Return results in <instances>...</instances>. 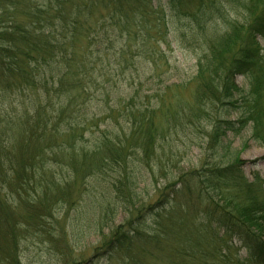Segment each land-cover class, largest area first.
<instances>
[{
    "label": "trees",
    "instance_id": "16d2710c",
    "mask_svg": "<svg viewBox=\"0 0 264 264\" xmlns=\"http://www.w3.org/2000/svg\"><path fill=\"white\" fill-rule=\"evenodd\" d=\"M5 1L0 98L20 109L0 121V264H21V243L52 236L55 213L84 193L101 223L135 212L97 252L114 263L148 264L141 244L161 256L170 241L177 247L160 257L164 264L204 260L191 246L204 232L188 217L195 212L216 226L226 250L233 241L245 250L236 264H264L263 183L243 176L238 153L220 157L230 153L227 134L245 128L264 147V0H198L193 9L187 0ZM96 8L104 13L92 22ZM172 43L201 52L191 79L166 85L161 44L172 53ZM186 89L190 105L176 96ZM194 132L203 140L200 167L179 173L185 155L168 138L184 133L193 143ZM157 179L165 184L153 190L158 201L144 203L142 189Z\"/></svg>",
    "mask_w": 264,
    "mask_h": 264
},
{
    "label": "rangeland",
    "instance_id": "374dc122",
    "mask_svg": "<svg viewBox=\"0 0 264 264\" xmlns=\"http://www.w3.org/2000/svg\"><path fill=\"white\" fill-rule=\"evenodd\" d=\"M160 1H162V4L165 3V0ZM197 1L198 0H187L186 4H190L191 6L189 5V9H193L197 4ZM7 4V1L0 0V9L4 8ZM153 4L155 5L156 1H153ZM230 9L226 17L233 20L236 14ZM103 13L104 12L100 10V8H96L92 17V22ZM165 13L167 14L166 10ZM1 14H3V12ZM15 18L17 20V16ZM0 21L3 22V26H6L5 24L10 20L7 16H0ZM258 41L259 44L262 45V40L258 38ZM84 42L86 41L83 38L79 39L76 43L77 48L82 49L84 47ZM161 48L168 53L167 56H169L170 62V68L167 70L164 66H160L161 71L166 70V73H163L161 78L166 81V85L187 81L195 75L196 60L201 52L198 45H195L193 50H187L180 49L172 43V53L170 50H167L163 44H161ZM142 71L143 73L148 74L150 70L145 68L140 70V72ZM235 82L241 89H247V82L242 76H237ZM176 96L179 98L181 104L190 105L192 102L191 95L187 89L179 92ZM11 99L12 102L8 105V102L10 101L9 99L6 100L5 104L3 99L0 98V121H6L7 117L16 115L11 114L15 111L13 107L20 109V106H17V99L15 101L12 97ZM237 118L238 114L236 113H233L229 117L231 120H236ZM201 132L204 133V135L206 133L204 129ZM189 137L193 139V143L187 141V136L184 133H177L176 136L168 138V140H174V145L178 147L177 153L180 154L181 157L182 155H185L183 158L184 161L182 162L181 160V164L179 165V169H181V172L179 173L187 172L194 167H200V165L197 164V159L200 158V151L197 149V146L198 144L203 143V140L200 136L198 137V134L195 132ZM183 142L186 143V147H182ZM225 143L230 144V153L228 150L227 152L222 153L220 155L221 159L226 158L225 156L227 154L238 153L239 159L243 162L241 168L243 176H245L249 182L253 181L255 176H258L263 183L264 189V147H260L250 140L249 129L245 128L238 135L228 133ZM189 144H195L196 146L191 147V145L188 148L187 146ZM170 179L172 180L171 177ZM158 180L159 179H157L159 185L157 187H154V184H152L153 182H151L149 186L144 188L145 190L142 189L140 199H144V203L149 201L151 203H156L158 201L157 198L160 193L158 194L153 190L165 186L163 180ZM94 187V182L89 180L87 183V192L94 193ZM141 187L143 188V186ZM78 190L79 184L73 187L74 192H77ZM82 190H86L85 186H82ZM75 202V205L65 206L61 211L55 213V221L53 223L54 228L51 232L52 236H48L46 233L39 234L36 237H28L26 241L21 243L19 250L20 253L19 255L17 254L21 264H119L118 261H116V263L109 261L106 255H100L102 252H97L99 248L104 245L103 243H106L107 240L110 239L114 229L120 225L123 226L132 220L135 216V212L129 213L122 210L116 211L113 217L110 216L108 221H103V223H101L98 209L95 206L96 200L92 199V197H87L84 193L82 198ZM198 207H200V205H198ZM190 214L191 215L188 216L190 221L193 220L196 224H200V228L204 231L198 235L197 239L196 237L192 238L193 241L191 246L192 248H199L198 251L206 255L204 260L196 261L192 264H236V259L245 258V250L240 247L239 243L233 241L230 248L226 250L221 243V239L216 236V226L204 222V217H201L200 213H197L196 215L195 212H191ZM206 238H208V242L206 241ZM166 245L170 252L171 248L174 249V247H177V245L172 244L171 241L170 243L167 242ZM141 246L146 251L144 254V260L146 263L164 264L160 257L165 259L168 255V249L166 247H162L160 256L159 251L150 243L143 242ZM134 247L136 248L137 246ZM215 247H219L218 250L225 249L227 255L222 257V254L219 255V252H214L216 249ZM148 251L150 253H147Z\"/></svg>",
    "mask_w": 264,
    "mask_h": 264
}]
</instances>
